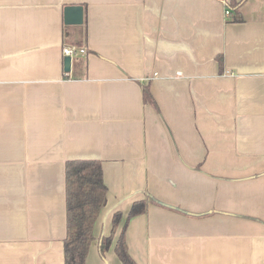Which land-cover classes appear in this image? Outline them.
Wrapping results in <instances>:
<instances>
[{
    "label": "crops",
    "instance_id": "obj_1",
    "mask_svg": "<svg viewBox=\"0 0 264 264\" xmlns=\"http://www.w3.org/2000/svg\"><path fill=\"white\" fill-rule=\"evenodd\" d=\"M226 3L0 0V264H64L70 160L107 187L85 264L142 199L137 264H264V0Z\"/></svg>",
    "mask_w": 264,
    "mask_h": 264
},
{
    "label": "trees",
    "instance_id": "obj_2",
    "mask_svg": "<svg viewBox=\"0 0 264 264\" xmlns=\"http://www.w3.org/2000/svg\"><path fill=\"white\" fill-rule=\"evenodd\" d=\"M245 0H228L226 9L234 13ZM219 63L221 58L218 57ZM143 100L152 102L147 87L143 89ZM107 187L103 180L101 162L98 160H70L65 167V204H66V235L63 240L64 264H85L90 244L94 240L93 227L106 203ZM147 200L132 203L120 232L114 243V253L121 264H137L130 256L125 239L128 221L147 210ZM122 215L115 212L112 216L111 232L101 235L98 240V253L104 259L114 234L120 225Z\"/></svg>",
    "mask_w": 264,
    "mask_h": 264
},
{
    "label": "water",
    "instance_id": "obj_3",
    "mask_svg": "<svg viewBox=\"0 0 264 264\" xmlns=\"http://www.w3.org/2000/svg\"><path fill=\"white\" fill-rule=\"evenodd\" d=\"M63 22L66 25H79L83 22V8L81 5H68L63 9ZM66 70L70 67V57L64 58Z\"/></svg>",
    "mask_w": 264,
    "mask_h": 264
},
{
    "label": "built area",
    "instance_id": "obj_4",
    "mask_svg": "<svg viewBox=\"0 0 264 264\" xmlns=\"http://www.w3.org/2000/svg\"><path fill=\"white\" fill-rule=\"evenodd\" d=\"M225 13L227 14L228 13V10L225 11ZM62 53L65 55V56H73V55H77V54H84L85 53V50L82 49V48H75V47H64L62 49Z\"/></svg>",
    "mask_w": 264,
    "mask_h": 264
}]
</instances>
